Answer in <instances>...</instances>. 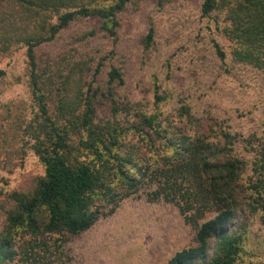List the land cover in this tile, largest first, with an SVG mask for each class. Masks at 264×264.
<instances>
[{
    "label": "trees",
    "instance_id": "trees-1",
    "mask_svg": "<svg viewBox=\"0 0 264 264\" xmlns=\"http://www.w3.org/2000/svg\"><path fill=\"white\" fill-rule=\"evenodd\" d=\"M131 1L0 0V57L12 60L19 49L24 57L21 68L0 67V166L31 151L43 166L32 188L6 198L0 264L74 263L66 235L86 231L140 189L148 201L176 204L195 227L193 244L166 264H245L250 224L264 225V142L223 129L200 135L196 125L190 132L147 113L120 121L115 95L124 79L113 63L103 86H92L112 57L86 43L116 42ZM198 11L218 34L211 39L216 57L264 77V0H200ZM72 25L81 26L84 43L54 54L38 50ZM153 40L148 21L143 50ZM154 90L157 104L164 95ZM98 92L107 116L95 117Z\"/></svg>",
    "mask_w": 264,
    "mask_h": 264
},
{
    "label": "rangeland",
    "instance_id": "rangeland-1",
    "mask_svg": "<svg viewBox=\"0 0 264 264\" xmlns=\"http://www.w3.org/2000/svg\"><path fill=\"white\" fill-rule=\"evenodd\" d=\"M199 2L171 0L159 7L155 0H132L122 14L116 42L104 38L86 43L95 55L112 57L110 62L106 59L92 86H103L108 64L113 63L124 79L115 95L120 121L147 113L174 119L190 132L196 125L200 135L223 129L238 133L239 138L255 134L264 142V77L229 57L225 61L216 57L211 39L218 34L211 33V21L199 18ZM148 21L153 23L154 40L143 50L140 41ZM81 36V26L72 25L38 50L66 51ZM13 53L12 60L0 57V67L24 66L22 50ZM156 86L164 95L157 104ZM95 100V117L107 116L106 98L98 92ZM79 134L70 137L77 139ZM42 174L43 166L32 151L0 166V227L8 194L32 188ZM105 206L106 213L110 206ZM194 233L195 227L185 221L176 204L148 201L140 189L119 200L112 213L102 214L86 231L66 235L65 247L74 254L71 264H166L174 252L193 244ZM244 248L245 264H264V225L250 224Z\"/></svg>",
    "mask_w": 264,
    "mask_h": 264
}]
</instances>
